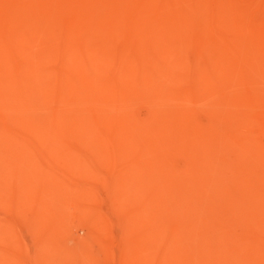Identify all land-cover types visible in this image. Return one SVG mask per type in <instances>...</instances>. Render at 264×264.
Returning <instances> with one entry per match:
<instances>
[{
    "label": "bare ground",
    "instance_id": "1",
    "mask_svg": "<svg viewBox=\"0 0 264 264\" xmlns=\"http://www.w3.org/2000/svg\"><path fill=\"white\" fill-rule=\"evenodd\" d=\"M263 135L264 0H0V264H264Z\"/></svg>",
    "mask_w": 264,
    "mask_h": 264
},
{
    "label": "rangeland",
    "instance_id": "2",
    "mask_svg": "<svg viewBox=\"0 0 264 264\" xmlns=\"http://www.w3.org/2000/svg\"><path fill=\"white\" fill-rule=\"evenodd\" d=\"M258 131H259V129H258ZM258 131H257V133H258ZM262 140L264 141V135L262 136Z\"/></svg>",
    "mask_w": 264,
    "mask_h": 264
}]
</instances>
